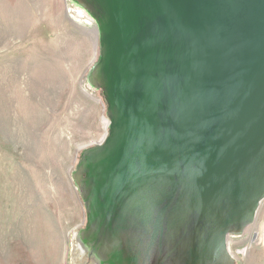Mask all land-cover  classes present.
Instances as JSON below:
<instances>
[{
  "label": "water",
  "instance_id": "1",
  "mask_svg": "<svg viewBox=\"0 0 264 264\" xmlns=\"http://www.w3.org/2000/svg\"><path fill=\"white\" fill-rule=\"evenodd\" d=\"M83 1L108 133L73 234L105 264H233L264 200V0Z\"/></svg>",
  "mask_w": 264,
  "mask_h": 264
},
{
  "label": "rangeland",
  "instance_id": "2",
  "mask_svg": "<svg viewBox=\"0 0 264 264\" xmlns=\"http://www.w3.org/2000/svg\"><path fill=\"white\" fill-rule=\"evenodd\" d=\"M69 7L0 0V264H91L90 252L73 259V233L86 225L73 172L108 133L107 103L85 86L96 27ZM227 245L233 264H264V200Z\"/></svg>",
  "mask_w": 264,
  "mask_h": 264
},
{
  "label": "bare ground",
  "instance_id": "3",
  "mask_svg": "<svg viewBox=\"0 0 264 264\" xmlns=\"http://www.w3.org/2000/svg\"><path fill=\"white\" fill-rule=\"evenodd\" d=\"M67 1L70 5L69 12L77 21L86 22L89 24L91 23L95 24V22L97 21V18L92 12L89 5L85 1L83 0H67ZM92 73H93L92 71L88 72L86 76V80H85L86 82L85 86L88 88V90L93 92V91L99 90V88L97 86L96 80L92 76ZM74 179L76 181L75 183H76V186L78 187V190L80 191V193H82L79 177L75 175ZM239 234L240 233H234L232 235L235 236ZM72 237H73L72 243L75 249L72 252L74 261L77 258L78 259L81 257L83 258L84 256L87 255L88 252H91L92 249L90 248L89 242L84 243L83 239H81V237H79L78 234L77 235L74 234ZM245 251L246 249L240 250L242 254H244ZM100 254L101 252L99 250H97V253L94 252V254L91 257V264H105Z\"/></svg>",
  "mask_w": 264,
  "mask_h": 264
}]
</instances>
